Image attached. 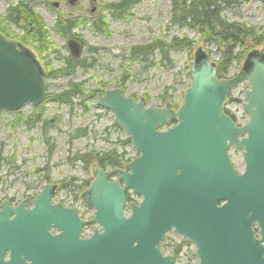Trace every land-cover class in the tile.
Segmentation results:
<instances>
[{"label":"water","instance_id":"1","mask_svg":"<svg viewBox=\"0 0 264 264\" xmlns=\"http://www.w3.org/2000/svg\"><path fill=\"white\" fill-rule=\"evenodd\" d=\"M69 47L80 55L74 40ZM193 59L190 85L175 110L146 106L118 87L104 91L97 106L112 112L137 156L118 169L92 166L82 193L94 211L88 221L52 203L55 184H44L31 208L26 200L12 207L4 200L0 264H172L173 256L161 251L169 230L194 244L197 264H264V245L251 229L255 222L264 228V53H248L239 72L222 79L205 53ZM243 80L249 118L238 126L224 107ZM47 93L28 47L0 33V110L39 106ZM230 147L242 149V174L231 165ZM127 191L140 198L128 213ZM88 224L97 226L80 237Z\"/></svg>","mask_w":264,"mask_h":264},{"label":"rangeland","instance_id":"2","mask_svg":"<svg viewBox=\"0 0 264 264\" xmlns=\"http://www.w3.org/2000/svg\"><path fill=\"white\" fill-rule=\"evenodd\" d=\"M17 1L0 0V21L5 15L6 8ZM105 1L110 0H99L100 4ZM56 2L58 6L54 7L53 4ZM239 3L236 7L229 6L221 10L225 20L249 24L262 33L264 0H240ZM170 4L171 0H140L132 5L130 15L123 16L124 20L116 21L106 15L109 36L96 33L89 27V22L76 25L73 32L84 42L81 58L93 57L96 64L87 69H77L70 76L50 77L47 80L49 87L47 96L60 93L67 87L69 80L82 81L86 89L100 87L97 83L105 85L104 91L118 87L123 94L135 100L143 98L146 106L163 107L170 104L174 110L178 108L184 91L191 82L189 69L194 56L203 52L209 61L216 65L219 53L214 45L203 44L201 37L194 30L171 24ZM32 9L38 12L46 25L48 43L57 48L59 54L65 56L68 52L64 40L53 32V20L58 14L70 19L85 18L83 20L88 19L90 15L88 0H79L75 6H69L67 0H34ZM8 34L10 35L8 38L18 42L17 39L23 35V28L12 25L8 29ZM172 36L190 38L195 46L190 53L182 49L171 50L169 52L171 67L167 61H158V54L153 59L145 61L126 57L125 48L144 45L155 37L168 40ZM24 46L28 47L42 69L44 67V71L48 67L47 58L50 60L49 65H58L55 60H51L54 55L50 54V48L38 51L34 43ZM91 46L98 50L90 55L87 47ZM254 50L264 53V45L254 47L248 53ZM245 58L240 63L232 62L228 73L222 78H231L238 73ZM246 90L247 83L243 80L233 87L226 98L224 111L238 126L244 125L248 120V114L243 110ZM100 96L96 94L91 98L85 97L73 101L70 106L65 103L59 104L53 98L47 97L46 101L37 106L42 111V118L49 123L45 128L47 135L39 129L41 124L30 130L26 128L25 117L35 110L32 104H24L17 112L0 110V157L6 160H0V202L11 197L14 198V202H21L26 198L30 202L44 184H55L52 202L73 208L84 221L91 220L93 208L83 203L82 193L85 189L80 188L86 180L92 178L91 168L97 163H91L84 169V165L79 161H73L74 156L85 152L104 153L111 149H116L119 153L124 151L127 160L137 154L131 144L123 146L120 144L127 135L122 129L114 126L111 111L96 105ZM19 116L21 121H17ZM46 140L49 144L53 143L51 153L48 152ZM228 155L235 169L242 171L240 151L231 148ZM71 181L78 187L69 186ZM65 185L68 187L63 188ZM93 228L94 225L88 224L81 232L88 236ZM181 239L183 237L180 234L169 230L161 246L162 253L174 256L172 254L174 247L180 244ZM193 249V245H186L174 256L172 264H196Z\"/></svg>","mask_w":264,"mask_h":264},{"label":"trees","instance_id":"3","mask_svg":"<svg viewBox=\"0 0 264 264\" xmlns=\"http://www.w3.org/2000/svg\"><path fill=\"white\" fill-rule=\"evenodd\" d=\"M140 0H121L120 2L112 3L109 7L112 10L113 15L118 12V17L130 15L131 7L133 4ZM240 0H171V24L177 25L178 27L190 28L197 32L201 37L202 43L209 45L212 44L216 47L219 53V59L216 62L217 77L222 78L225 76L232 62L236 61L238 63L242 62L249 50L254 47L264 45V31L260 33L254 26L245 23H238L235 21L228 22L221 14V10L225 7H236L238 6ZM34 0H18L17 3L9 6L5 10V15L0 21V33L6 37H10L8 34V29L12 25L23 28V35L17 40L22 45L32 44L37 46L38 51H43L48 48L55 51L52 44L47 41L48 33H46V25L38 12L32 9ZM53 26V29L60 33L63 37L72 36V29L74 26L79 24H86L88 21H77L68 20L64 21L57 18ZM95 26V25H94ZM91 24H90V26ZM100 33L105 36L110 35L109 25L104 18H101L100 24L95 26ZM8 28V29H7ZM195 43L192 39L186 37H175L172 36L170 39L157 38L155 37L149 43L144 45H134L124 50L127 52L129 59L140 58L145 61L150 58H154L156 54L159 55L158 61H167L168 66L171 67L172 61L169 59V52L171 50L182 49L186 52H191ZM89 53H95L97 48L94 46L87 47ZM89 61V62H88ZM96 64V59L93 57L86 60L85 58L77 59L76 61H68V67L61 66V68L51 75L62 74L64 76H70L77 69H87ZM47 76V75H46ZM49 76H47V79ZM100 87L93 89H86L83 86V82H73L68 81L66 88L60 93L50 94L47 97L53 98L57 103H65L69 106L73 101L83 99L85 97L91 98L93 95L98 94V96L104 93L103 88L105 85L97 83ZM118 86V84H117ZM177 108V107H176ZM34 112L30 113L25 117L24 123L26 128L30 130L37 124H41L40 128L44 135L46 134V126L49 125L47 120L42 118V111L38 107L34 108ZM17 121H21L20 116ZM114 127V126H113ZM47 141V140H46ZM49 153L52 150L53 143L49 144ZM120 144L128 145L130 144L129 138H126ZM126 153L122 151L119 153L116 149L107 150L104 153L98 152H85V154H76L74 160L79 161L84 165V169L88 168L91 163H97L101 168L110 169L122 167L124 163L128 162L130 159H125ZM2 158L0 157V160ZM6 161L5 159H2ZM88 179L84 182V185L80 188L85 189L89 184ZM69 186L75 185L72 181L69 182ZM68 186H63V188ZM78 187V186H77ZM129 195H126V201H130ZM176 244L173 250L174 256L181 250L185 241Z\"/></svg>","mask_w":264,"mask_h":264},{"label":"flooded vegetation","instance_id":"4","mask_svg":"<svg viewBox=\"0 0 264 264\" xmlns=\"http://www.w3.org/2000/svg\"><path fill=\"white\" fill-rule=\"evenodd\" d=\"M79 1V0H78ZM78 1H76V2H74V3H70L68 0H67V2H68V4H69V6H75L76 4H78ZM121 0H114V1H105L104 3H101L100 4V2H99V0H88V3H89V6H90V15H89V18L88 19H86V20H83V19H85V18H81V17H79V18H65V17H63V16H61L60 14H58L56 17H55V19L53 20V22L57 19V18H60V19H62V20H64V21H68V20H77L78 22L79 21H88L89 22V24H91V26H92V29L94 30V31H96V33H98L99 35H104L103 33H100L98 30H97V28L95 27L96 25H99L100 24V20H101V18H104L105 20H106V15L107 16H109L110 17V19H114V20H116V21H120V20H124V19H122V18H119L118 17V12L116 13L115 12V14L113 15V13H112V10H110V5L112 4V3H116V2H120ZM134 5V4H133ZM53 6L54 7H56V6H58V3L56 2V3H54L53 4ZM106 22H107V24H108V20H106ZM54 24H55V22H54ZM95 25V26H94ZM74 27H76V26H74ZM73 27V28H74ZM53 32L57 35V37H59L62 41L64 40V43H65V49L67 50V52L68 53H66L67 55L65 56V55H62V54H59V50H57V48H55L54 50L55 51H51V49H49L50 51V54L51 55H54L53 57H51V60H55V63L56 64H58V65H49L50 64V60H49V58H47V60L49 61H47L46 62V65L48 66L47 67V69H46V71H44L43 70V72H44V75L46 76H49V78L50 77H60V76H64V75H62V74H57V75H51V73H53V72H55V71H57V70H59L60 68H61V66H65V67H68L69 65H68V61H70V60H73V61H76L77 59H80L81 58V55H82V53H81V51L83 50V47H84V42H82L81 40H80V38H78L77 36H76V34L73 32V29H72V36H69V37H63L60 33H58L57 31H55L54 29H53ZM69 40H74L76 43H78V45H79V47H80V55L78 56V57H75L73 54H71V50H70V47H69ZM98 50V49H97ZM89 53V52H88ZM91 54H93V53H90V55ZM86 60H88V59H86ZM60 63V64H59ZM43 69H44V67H43ZM47 76H46V78H47ZM49 78L48 79H46V81L47 80H49ZM48 85V84H47ZM48 87V86H47ZM49 88V87H48ZM35 108V106H33L32 105V108ZM249 118V117H248ZM241 137H246V134H243ZM241 137H239V138H241ZM231 148H233L234 150H237V151H240V154H242V149H239V148H235V147H230L229 149H228V152H229V150L231 149ZM228 152H227V155H228ZM229 159H230V155H229ZM230 162H231V159H230ZM231 165H233L232 164V162H231ZM242 165H243V169H242V171H238V170H236L235 169V167H234V165H233V168H234V170H235V172H236V174H242L243 172H244V170H245V165H244V157H243V154H242ZM134 199H136L137 198V196H134L133 197ZM34 199V198H33ZM4 200H6V199H4ZM4 200H1V202H0V205H1V203L4 201ZM33 201V200H32ZM32 201H30L29 202V199L28 198H26V204H25V207H27V208H31V206H32ZM7 202H8V205L10 206V207H12V206H16L18 203H20V202H14V198L13 197H11V198H8L7 199ZM53 203V202H52ZM56 203V202H55ZM54 203V204H55ZM61 204V203H60ZM65 207V206H64ZM68 207V206H67ZM71 208V207H70ZM73 209V208H72ZM76 212V211H75ZM77 214V213H76ZM78 215V214H77ZM80 217V216H79ZM251 229L253 230V234H254V237H255V239L256 240H258L259 241V243H260V245H261V247L264 245V228H260L258 225H257V222H255V223H253L252 224V226H251ZM173 231V230H172ZM176 231H174V233H175ZM54 233H55V230H54ZM176 233H178V232H176ZM178 234H180V233H178ZM181 235V234H180ZM182 236V235H181ZM183 237V236H182ZM182 240L183 241H185V243L186 244H183L182 245V247H181V250L183 249V248H185L186 247V245H193V247H194V249H193V253H194V250H195V246H194V244L193 243H191V242H189V241H187L184 237H183V239H181L180 240V242H182ZM180 250V251H181ZM263 250V249H262ZM180 251L178 252V253H180ZM263 258H264V253H263ZM194 257L196 258V256H195V253H194ZM197 262H198V260H197ZM197 264V263H196Z\"/></svg>","mask_w":264,"mask_h":264}]
</instances>
